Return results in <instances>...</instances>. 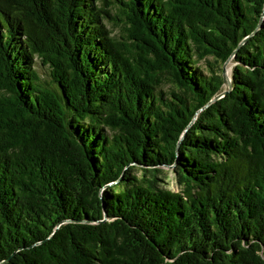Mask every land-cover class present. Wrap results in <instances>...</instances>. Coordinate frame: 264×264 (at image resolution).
Returning <instances> with one entry per match:
<instances>
[{
	"label": "trees",
	"instance_id": "obj_1",
	"mask_svg": "<svg viewBox=\"0 0 264 264\" xmlns=\"http://www.w3.org/2000/svg\"><path fill=\"white\" fill-rule=\"evenodd\" d=\"M0 264H264V0H0Z\"/></svg>",
	"mask_w": 264,
	"mask_h": 264
},
{
	"label": "rangeland",
	"instance_id": "obj_2",
	"mask_svg": "<svg viewBox=\"0 0 264 264\" xmlns=\"http://www.w3.org/2000/svg\"><path fill=\"white\" fill-rule=\"evenodd\" d=\"M118 30L119 29L117 28L116 32ZM232 67H233V62L230 59L225 64V71H226V74H227V76L229 78H231L230 74H231V71H232ZM225 85L227 86V84H225ZM167 170H168V173L166 175L165 174L164 175H160V177L162 178L161 184L164 185L165 187L171 188V189H173L175 191H181L182 187L178 184V182L176 180V177H175V174L173 173V171H171L170 168H168Z\"/></svg>",
	"mask_w": 264,
	"mask_h": 264
},
{
	"label": "water",
	"instance_id": "obj_3",
	"mask_svg": "<svg viewBox=\"0 0 264 264\" xmlns=\"http://www.w3.org/2000/svg\"><path fill=\"white\" fill-rule=\"evenodd\" d=\"M224 77H225V84H227V89L224 90L221 94H219L217 97H215L213 100L219 99L222 96L226 95L232 88L231 84V78H229L226 74V71H224ZM106 219V218H105Z\"/></svg>",
	"mask_w": 264,
	"mask_h": 264
}]
</instances>
